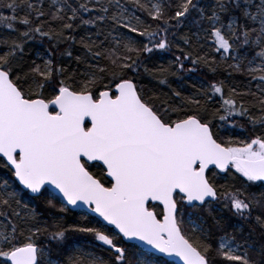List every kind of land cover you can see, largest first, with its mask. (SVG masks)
I'll return each instance as SVG.
<instances>
[{"label":"snow or ice","instance_id":"obj_1","mask_svg":"<svg viewBox=\"0 0 264 264\" xmlns=\"http://www.w3.org/2000/svg\"><path fill=\"white\" fill-rule=\"evenodd\" d=\"M0 170V264H264V0H0Z\"/></svg>","mask_w":264,"mask_h":264},{"label":"trees","instance_id":"obj_2","mask_svg":"<svg viewBox=\"0 0 264 264\" xmlns=\"http://www.w3.org/2000/svg\"><path fill=\"white\" fill-rule=\"evenodd\" d=\"M3 32H7L6 29L2 30ZM81 32H77V39L81 35ZM137 39H141L137 37ZM177 43H182L179 39H177ZM48 47L47 42L41 44L39 42H35L32 48L29 50L32 56H35L37 52L43 53L44 50ZM63 47H66L63 46ZM79 48L78 45L73 48L74 54L78 53ZM176 54L175 47L173 48L172 52L170 53H161L156 52L152 55L151 59L145 60V63L149 69H154L159 65L163 64L167 66L170 60H174ZM143 72V69H141ZM226 74L221 71L215 79L223 78ZM212 76L204 68H198L197 71L192 73H181L180 77L169 76L168 77V84L166 85H159L155 80L151 79L149 76H144V91L151 94L152 91H156L162 98L170 94V92L175 89L181 92L182 95L188 96L191 95L197 87H200L202 84L207 85L211 82ZM237 79H242V77H237ZM226 135V133H223ZM0 175H5L3 170H0ZM223 182V181H222ZM73 217H69L72 219ZM78 218V216H77Z\"/></svg>","mask_w":264,"mask_h":264},{"label":"water","instance_id":"obj_3","mask_svg":"<svg viewBox=\"0 0 264 264\" xmlns=\"http://www.w3.org/2000/svg\"><path fill=\"white\" fill-rule=\"evenodd\" d=\"M165 259H167V258H165Z\"/></svg>","mask_w":264,"mask_h":264}]
</instances>
